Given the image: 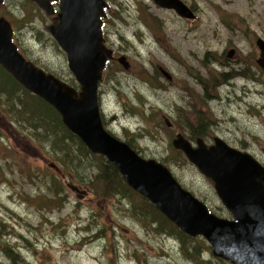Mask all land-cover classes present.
<instances>
[{
    "label": "rangeland",
    "instance_id": "obj_1",
    "mask_svg": "<svg viewBox=\"0 0 264 264\" xmlns=\"http://www.w3.org/2000/svg\"><path fill=\"white\" fill-rule=\"evenodd\" d=\"M2 1L1 15L16 22L14 42L27 61L78 91L65 52L46 29L55 13L31 0ZM105 1L102 32L113 57L98 84L104 127L230 219L212 181L171 142L178 133L193 146L218 139L264 167V72L255 45L264 40V0H182L193 19L153 0ZM7 88L0 84V264H231L202 237L205 243L186 240L185 253L142 216L137 196L123 198L115 179L101 178L103 155L85 153L54 130L41 117L42 104L32 102L40 114L23 105L39 96Z\"/></svg>",
    "mask_w": 264,
    "mask_h": 264
},
{
    "label": "water",
    "instance_id": "obj_2",
    "mask_svg": "<svg viewBox=\"0 0 264 264\" xmlns=\"http://www.w3.org/2000/svg\"><path fill=\"white\" fill-rule=\"evenodd\" d=\"M2 0H0L1 3ZM48 15L51 1L31 0ZM58 13L46 26L65 52L68 67L79 90L27 61L11 41L9 22L0 17V65L25 89L51 105L62 123L92 153L103 155L121 174L126 184L188 236H201L212 254L231 264H264V168L249 154L223 144L206 147L197 139L193 146L182 134L172 140L174 148L200 173L209 178L231 218L211 213L205 203L184 189L162 163L141 157L127 143L104 129L99 113L98 84L111 50L103 44L101 17L104 0H57ZM193 19L194 13L181 0H153ZM256 60L264 72V40L258 37ZM233 54L229 50L228 57ZM124 69V57L118 58Z\"/></svg>",
    "mask_w": 264,
    "mask_h": 264
},
{
    "label": "trees",
    "instance_id": "obj_3",
    "mask_svg": "<svg viewBox=\"0 0 264 264\" xmlns=\"http://www.w3.org/2000/svg\"><path fill=\"white\" fill-rule=\"evenodd\" d=\"M11 21V20H10ZM13 29L15 31H18L17 28V24L15 21H11ZM0 70L3 71L5 78L1 79L0 78V84L3 86H7L10 88H7V91L10 92V90H16V89H22L23 87L17 83V81L8 73L6 72L1 66H0ZM223 77V81H226V75L225 74H220ZM9 83V84H8ZM21 87V88H19ZM26 89H23V91H25ZM27 91V90H26ZM28 99L32 98L31 96H29L28 93L25 94ZM33 101L29 102L30 105L27 106L24 102V106L26 108H28L30 111H32L33 113H39L37 110V106L33 103H37V104H42L43 107L45 108L43 110L42 108V115L41 117L43 119H47L50 121V124L52 125V127L54 128V130H61V135L63 136V134L65 135V138H70V139H74L76 142H78V144L81 147V150H83L85 153H88L89 151L87 150L86 146L81 142V140L74 135L72 132H70L62 123L61 121V117L60 115L47 103H45V101H43L41 98H32ZM33 102V103H32ZM47 109H50V111H48ZM46 112V113H45ZM42 123L43 120L41 119ZM193 133L195 132V128L192 127ZM191 128V129H192ZM126 142V141H125ZM129 143V142H128ZM130 145V143H129ZM131 146V145H130ZM135 150V149H134ZM102 175L101 178L105 181L108 182L110 178H113L116 180L117 184H118V188L116 191V194L122 196L123 198H130L132 196H134L136 198V196L141 200V202L145 205V206H140L141 208H144L145 211H141V214L143 217H149L150 219H152V224L153 222L156 223V228L157 229H162V231H165L166 233L174 236L175 238L178 239V241L181 244V248L182 250H184V252L186 253V248H185V244L187 243L186 240L189 241V239H191L192 241L196 242L197 244L200 243H205V241L203 239H201V237L196 236V237H191L186 235L184 232H182L177 226H175L172 222H170L163 214H161L158 210H156L150 203L149 201H147L144 197H142L141 195H139L138 193H136L135 191H133L132 189H130L127 184H125V181L123 180V178L121 177V175L119 174V172L114 168V166H112V164L110 162H108L105 158H104V166L102 168ZM137 199V198H136ZM195 250V246L190 248L189 250ZM196 248V252H197ZM191 253V252H190ZM189 253V258H191L192 260L194 259V257H192ZM195 260V259H194Z\"/></svg>",
    "mask_w": 264,
    "mask_h": 264
},
{
    "label": "flooded vegetation",
    "instance_id": "obj_4",
    "mask_svg": "<svg viewBox=\"0 0 264 264\" xmlns=\"http://www.w3.org/2000/svg\"><path fill=\"white\" fill-rule=\"evenodd\" d=\"M0 8H1V6H0ZM55 14H57V11L55 12ZM0 15H1V12H0ZM14 37H15V35H14ZM228 53H229V51L227 52V55H228ZM233 54H234V49H233ZM233 54H232V56H233ZM112 59H113V58H112ZM158 70H159V72H160L161 74L165 75V77H166L167 79H171L170 74H168V72H167L166 70H164L162 67H158Z\"/></svg>",
    "mask_w": 264,
    "mask_h": 264
}]
</instances>
